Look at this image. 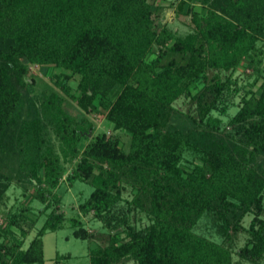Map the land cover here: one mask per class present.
Segmentation results:
<instances>
[{
    "label": "trees",
    "instance_id": "16d2710c",
    "mask_svg": "<svg viewBox=\"0 0 264 264\" xmlns=\"http://www.w3.org/2000/svg\"><path fill=\"white\" fill-rule=\"evenodd\" d=\"M158 5L151 0H0V167L12 151L15 180L24 181L29 186L24 194L41 205L38 210L23 206L0 222V264H44V234L64 227L67 220L74 237L90 241V264L123 259L136 264H236L224 243L193 229L204 214L219 211L224 217L231 210L240 211L237 229L243 215L253 212L240 255L264 259V169L253 164L264 153V79L246 92L250 96L244 95L229 121L233 133L223 134L222 118L207 114L224 93L226 82L218 75L205 87L215 97L199 119L185 112L188 120L180 121L174 106L192 86L207 80L210 69L233 71L249 60L259 70L264 0H180L179 12L186 8L193 25L184 35L156 24ZM172 52L186 59L165 61ZM24 59L45 71L54 69V84L84 113L71 114L57 92L42 101L41 116L34 113L20 90L28 71ZM77 76L73 88L70 81ZM99 107L113 129L131 132L128 150L117 135L88 136L93 127L88 115ZM44 117L60 140L59 151L42 134ZM234 133L238 140H231ZM186 150L201 155L192 170L182 162ZM62 158L76 160L67 180L91 178L93 185L79 204L82 213L70 217L56 209L63 203L57 191ZM4 173L1 201L13 179ZM123 173L139 183L127 212L119 206ZM133 208L145 212L144 226L132 222ZM91 211L109 229L107 244L95 242L84 226L82 217ZM40 214L46 218L26 245ZM69 256L58 253L56 261L61 264Z\"/></svg>",
    "mask_w": 264,
    "mask_h": 264
},
{
    "label": "rangeland",
    "instance_id": "374dc122",
    "mask_svg": "<svg viewBox=\"0 0 264 264\" xmlns=\"http://www.w3.org/2000/svg\"><path fill=\"white\" fill-rule=\"evenodd\" d=\"M151 2L155 5L159 4L158 6L160 10L158 11L156 18V24L158 26L166 24L169 28L181 35H184L192 29L191 15H187L184 12L186 8L183 12H179L180 0H151ZM191 5L195 6L196 9L202 10V5L200 3L192 2ZM257 44L258 46H261L262 41H258ZM155 51H158V45L156 44ZM168 58H176L177 62H182L186 59L182 55L173 52L166 56L165 61ZM248 61L243 60L242 64L233 71L210 69L207 72V80L192 86L189 95L182 96L174 102L175 110H177V113L179 111L176 115L179 116V120H188L185 112H188L198 119L201 117V111L205 110L206 105L211 103L215 97V93H212L205 87L210 83H213L216 79L215 75H218L220 80L226 82L224 93L217 97L215 105L211 107L207 114L220 116V118H222L220 131H222L223 134L228 133L229 131L233 133L234 125L229 123V121L242 106L245 98L244 95L250 96L248 93L246 94V92H250V88L257 89L264 79V55L259 70L253 65H250ZM24 62L27 63L28 71L24 75L26 85L21 86L20 90L25 100L31 101V107L34 113L38 112L41 116L40 110L42 101L46 100L48 97H52L54 92L59 93V95L64 98V106L71 114L80 116L84 113L74 100L60 91V89L54 84L51 78V72L54 69L45 71L41 69V66L36 62H30L27 59H24ZM77 80L78 76L70 81V85L73 88L76 87L78 83ZM201 92L203 95H199ZM88 116L93 122V127L88 131V136L90 138L101 132H106L110 135L114 134L120 137L121 145L124 149H129L132 142L131 132L128 130L113 129L112 123L107 119L106 110L103 107L95 109ZM42 121L44 128L42 134L46 138H49L59 151L60 140L55 135L52 125L45 117ZM171 122H176V119H172ZM231 140H238L236 133L232 134ZM6 156L10 159H6L4 165L2 164L0 172H5V175L9 174L13 179H11V184L4 194L5 197L2 201L0 200V222L5 219L9 212L19 211L23 206H27L28 209H33L35 207L37 210L41 206L24 194V186L27 184L24 181L17 182L15 180V177H17V175H15L17 173L16 155L10 151ZM200 156L201 155L198 151L186 150L182 161L183 165L186 169L192 170L195 168L197 162H199L201 158ZM62 161L64 171L57 191L61 195L63 203H61L56 209L57 211H61V209L64 210V214L67 217H70L80 213L79 204L84 201L92 191L93 185L90 181L91 178L87 181L75 180L70 182L67 180V175L75 166L76 160L74 159L71 162H65L62 158ZM253 164L259 170L264 169V153L259 154L253 161ZM110 168L111 167H109V169ZM120 178L121 180L119 183L122 188L121 194L123 197L119 202L120 211L127 212V208L129 207L128 201L132 198L139 187V183L136 178L129 174L126 175L123 173L120 175ZM30 188V190H34V187L30 186ZM218 212L211 211L204 214L194 226V231L212 240L224 243L232 251L233 259L236 264H264V259L261 261H252L242 257L239 253L247 239L248 235L245 229L249 226L253 218V212H247L243 215L238 225L239 229L236 228L237 225H235V222L240 215V211L231 210V212L227 213L224 217ZM129 214L132 222L137 226H144L146 224L147 216L141 208H133ZM261 216L264 217V211L261 213ZM45 218V214H40L36 225L30 231L29 236L26 239V245L42 226ZM82 219L84 226L90 232L94 233V241L101 244H107L109 229L104 226L103 222L92 217V211L89 214H84ZM72 230L73 228L67 220L65 221L64 227L57 230L46 231L43 236L44 264H59V262L56 261L58 253L66 255L70 254L66 260H61V264H90V241L74 237L72 235ZM117 264H136V262L133 259H123Z\"/></svg>",
    "mask_w": 264,
    "mask_h": 264
}]
</instances>
